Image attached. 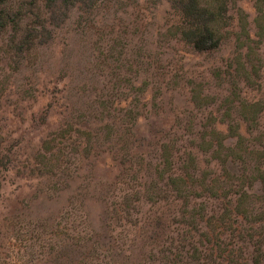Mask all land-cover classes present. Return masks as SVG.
Here are the masks:
<instances>
[{
  "label": "rangeland",
  "instance_id": "374dc122",
  "mask_svg": "<svg viewBox=\"0 0 264 264\" xmlns=\"http://www.w3.org/2000/svg\"><path fill=\"white\" fill-rule=\"evenodd\" d=\"M197 3L212 49L171 0H0V264H211L242 228L264 254V0Z\"/></svg>",
  "mask_w": 264,
  "mask_h": 264
},
{
  "label": "trees",
  "instance_id": "16d2710c",
  "mask_svg": "<svg viewBox=\"0 0 264 264\" xmlns=\"http://www.w3.org/2000/svg\"><path fill=\"white\" fill-rule=\"evenodd\" d=\"M171 2L177 8H179V11L184 19L185 29L181 32L183 39L187 41L188 43H190L192 48L197 51L208 50V49H212L216 47L218 40L214 36L212 29L208 26V23L213 20V15H214L213 11L199 6L197 3V0H171ZM204 14H205V17H204ZM18 45H19L18 47L21 48L23 46V43L18 44ZM214 140H215L214 146L215 148L218 149L221 146V143H220L221 140H218L216 138ZM212 142L213 141L206 142V144L209 145L208 147L211 148ZM216 151L212 150V152H216ZM215 158L217 159L221 167H223L224 165L227 166L230 161L232 162V160H227L226 157L221 158L218 155H216ZM189 159H190V156L188 155V162L190 161ZM164 161H165L164 163L165 165H168L170 163L167 160V158H165ZM188 167H189L188 164H186L185 166H182L179 169V172H177L176 174L175 173L171 174L172 176L167 177V181L163 183L164 186L171 193H173V194H169L170 196L173 195L175 198H178L180 201L183 202L182 204L183 207L185 206L184 202L186 201V198L189 195L188 194L189 191L185 189L184 185H186V182H187L186 179H192L193 177L192 172L194 171L193 169L190 171H187ZM167 169H169V167H167ZM182 186H184V189L182 188ZM210 189L211 188H207L206 191L210 193ZM240 190L241 191L232 192L233 194H235L234 201H233L235 213L233 214L235 217L239 216L240 219H243L246 222H248V220L246 219V216L244 214H241L245 212L244 210L241 209L242 208L241 206H242V203H244L245 198H248V185L241 188ZM222 197H225V194H223ZM229 201L230 200H227L226 202H229ZM222 220H224V218H222ZM187 226H191L192 228L194 227L193 218H191ZM245 229L242 228L240 231L237 230L235 233L230 235L229 237V239L231 240L230 245L232 246H230L228 250L226 249L227 252L224 255L222 254V256L220 255L215 256L216 258H220L221 262H214L211 256H207L208 261H211L210 262L211 264H246L245 258H243L241 255V246L238 245L239 243H242L245 240L248 241V232H243V230L246 231ZM205 234L206 233H201L200 236L202 237ZM165 251L169 252L168 250H165ZM253 254L254 255L251 256L252 264H264V254L261 256L262 253L258 251V247H256ZM163 255L162 256L164 258L168 257L166 254H163ZM181 258H183V256L178 255V258L174 261L171 260L170 264H175L178 262H181L183 264H188V263L201 264L198 261L199 260V250H196L194 248L191 249L189 255H186V259H188V262L187 261L182 262Z\"/></svg>",
  "mask_w": 264,
  "mask_h": 264
}]
</instances>
